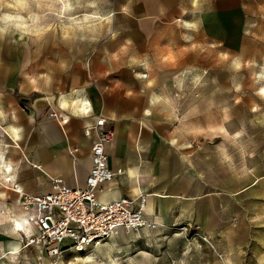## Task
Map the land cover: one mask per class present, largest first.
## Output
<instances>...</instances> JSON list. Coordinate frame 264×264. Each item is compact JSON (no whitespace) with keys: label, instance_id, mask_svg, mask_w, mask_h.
Here are the masks:
<instances>
[{"label":"rangeland","instance_id":"rangeland-1","mask_svg":"<svg viewBox=\"0 0 264 264\" xmlns=\"http://www.w3.org/2000/svg\"><path fill=\"white\" fill-rule=\"evenodd\" d=\"M183 1L178 18L142 24L135 0H0V93L51 104L96 86L174 142V184L192 186L202 217L51 257L23 245L0 181V264H264V0Z\"/></svg>","mask_w":264,"mask_h":264},{"label":"crops","instance_id":"crops-1","mask_svg":"<svg viewBox=\"0 0 264 264\" xmlns=\"http://www.w3.org/2000/svg\"><path fill=\"white\" fill-rule=\"evenodd\" d=\"M183 2L159 0L158 12H155L148 7V0H135L132 10L142 24L162 21L167 16L174 20L184 11ZM53 112L57 115L50 116ZM58 114L67 116V121L63 122ZM93 115L104 116L113 128L115 137L107 149L109 167L113 171L122 170L102 185L98 192L100 200L146 194L145 214L160 223L161 229L187 228L199 222L202 218L199 200L195 199L192 186L174 184L179 173L174 166V142L163 146L153 140L152 125L140 124L136 118L111 111L96 86L76 87V91L66 97L61 95L51 104L41 100L20 104L12 93H0L2 184L6 187L18 184L33 194L50 192L52 178L62 179L69 187H82L91 165V139L84 135L83 128ZM74 148L76 151L70 153ZM169 156L170 165L166 161ZM8 196L18 198L12 190ZM0 197L3 199L5 194L0 193Z\"/></svg>","mask_w":264,"mask_h":264},{"label":"built area","instance_id":"built-area-1","mask_svg":"<svg viewBox=\"0 0 264 264\" xmlns=\"http://www.w3.org/2000/svg\"><path fill=\"white\" fill-rule=\"evenodd\" d=\"M93 116L83 128L84 135L91 139V165L82 187H69L60 178H52L51 191L43 194L26 192L18 184L11 186L18 195L15 204L20 223L27 221V231L15 228L24 236L25 247L43 248L49 256L56 257L64 249L78 252L94 247L118 232L158 231L163 227L146 216V194L112 200L98 197L102 185L122 170L109 167L107 149L115 137L113 128L104 116ZM59 117L63 122L68 119L61 114ZM74 151L76 148L70 153Z\"/></svg>","mask_w":264,"mask_h":264},{"label":"clouds","instance_id":"clouds-1","mask_svg":"<svg viewBox=\"0 0 264 264\" xmlns=\"http://www.w3.org/2000/svg\"><path fill=\"white\" fill-rule=\"evenodd\" d=\"M16 19H22L21 17H16ZM85 19H88V17L86 16ZM79 23V22H77ZM24 28H27L28 26L27 25H23ZM25 225H27V221H24L23 223H20V222H16L15 223V227L16 228H19L23 231H27V228L25 227Z\"/></svg>","mask_w":264,"mask_h":264},{"label":"bare ground","instance_id":"bare-ground-1","mask_svg":"<svg viewBox=\"0 0 264 264\" xmlns=\"http://www.w3.org/2000/svg\"><path fill=\"white\" fill-rule=\"evenodd\" d=\"M65 97H66V96H65ZM61 100H62V98H61ZM66 103H67V102H66ZM62 104H63V103H62ZM9 185H10V184H9ZM16 248H17V246H13L12 248H9V250H10V249H13V250H14V249H16ZM9 250H7V251H9ZM8 253H9V252H8ZM11 253H12V252H11Z\"/></svg>","mask_w":264,"mask_h":264},{"label":"snow or ice","instance_id":"snow-or-ice-1","mask_svg":"<svg viewBox=\"0 0 264 264\" xmlns=\"http://www.w3.org/2000/svg\"><path fill=\"white\" fill-rule=\"evenodd\" d=\"M101 123H103V122H101Z\"/></svg>","mask_w":264,"mask_h":264}]
</instances>
